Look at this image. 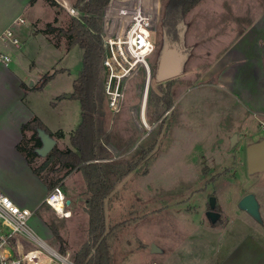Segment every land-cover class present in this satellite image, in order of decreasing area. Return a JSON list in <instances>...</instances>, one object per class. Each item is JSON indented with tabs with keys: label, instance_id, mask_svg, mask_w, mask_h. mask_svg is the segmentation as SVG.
Segmentation results:
<instances>
[{
	"label": "rangeland",
	"instance_id": "obj_1",
	"mask_svg": "<svg viewBox=\"0 0 264 264\" xmlns=\"http://www.w3.org/2000/svg\"><path fill=\"white\" fill-rule=\"evenodd\" d=\"M54 1L62 6L57 9L38 3L33 12L53 27L65 28L77 15V0ZM153 1L144 0V4L152 2L150 39L155 48L146 59L148 66L135 68L123 79L116 107L109 106L105 96L106 148L117 173L125 174L120 180L112 176L114 187L104 203L111 261L220 264L232 254L227 264H262L264 254L253 250V242L264 248V168H249L247 149L264 141V110L245 106L236 94L223 87L217 67L220 35L240 23L234 3L200 0L180 22L175 37L178 45L174 48L162 24L167 0L154 1V17ZM129 6L126 2L113 3L115 8ZM70 9L75 13L71 14ZM57 12L60 14L55 24L52 20ZM107 15L102 20L103 44L105 37L119 35L129 20L116 11ZM32 18L23 16L24 23L11 32L19 41L18 48L9 40L6 46L0 43L1 53L10 60L5 68L14 71L28 87L33 84L26 97L31 110L48 126L69 132L81 121L79 101L68 96L82 68V49L75 46L68 52L62 35L55 38V34L46 37L37 33ZM169 46L179 55V71L158 85L156 65ZM46 75L53 77L39 89L37 80ZM1 80L3 106L14 97V90L7 77ZM104 84L103 69V88ZM9 119L15 121L17 114ZM26 136L30 138L31 133ZM234 136L237 142L231 147ZM12 137L11 130H0V186L17 184L12 177L15 171L10 147L5 146ZM32 143L26 142L27 146ZM43 161V157H34L32 166ZM56 166L52 163L41 173L42 178L60 181L61 192L76 186L77 192L86 188L79 171L64 176L65 171L56 172ZM129 167H133L130 172ZM248 194L258 203L259 219L239 207L240 200ZM211 197L216 200L215 211L219 214L214 224L206 217ZM49 210L44 203L28 226L55 252L75 263L73 256L84 245L77 248L76 243L81 239L83 224L87 227V214L77 209V231L73 226L67 228L69 238L59 244L56 239L50 242L42 238L35 223L37 218L43 219V212L59 223L66 221ZM74 220L75 217L68 222ZM253 257L258 260L253 261ZM39 258L41 264H62L47 252Z\"/></svg>",
	"mask_w": 264,
	"mask_h": 264
},
{
	"label": "trees",
	"instance_id": "obj_2",
	"mask_svg": "<svg viewBox=\"0 0 264 264\" xmlns=\"http://www.w3.org/2000/svg\"><path fill=\"white\" fill-rule=\"evenodd\" d=\"M50 6L60 8L54 0H45ZM110 0H77V15L65 28H56L52 23L42 30L44 35L55 34L63 36L68 48L78 46L82 49V68L78 77L72 83L71 98L78 100L81 109V121L70 134L71 148L59 150L54 148L46 155L44 161L37 167L32 166L34 157H41L38 150L42 147V135L50 138H62L61 131L50 132L37 118H32L21 126V140L15 146L30 166L32 172L41 178L49 190H53L59 182H48L42 178L41 173L48 169L52 163H57L56 172L65 171L67 176L72 171L81 173L86 184L87 199L85 212L88 216V240L81 250L75 254V264H113L109 254L107 233L104 218V203L114 187L112 176L120 180L125 174L117 173V168L110 162L106 148L108 140L105 138V94L103 88V59L104 45L102 40V18L104 10ZM200 0H167L163 16L165 35L170 40L171 47L177 48L176 34L180 22L185 15ZM58 13V12H57ZM56 13V14H57ZM56 24L57 16L53 19ZM169 46V48H171ZM49 77L41 83L44 85ZM31 133L26 138V133ZM106 139L102 142L100 139ZM27 140L33 143L27 146ZM133 167L128 168L130 172ZM50 170V169H49ZM52 170V169H51ZM57 235L56 233H54Z\"/></svg>",
	"mask_w": 264,
	"mask_h": 264
},
{
	"label": "crops",
	"instance_id": "obj_3",
	"mask_svg": "<svg viewBox=\"0 0 264 264\" xmlns=\"http://www.w3.org/2000/svg\"><path fill=\"white\" fill-rule=\"evenodd\" d=\"M227 1H232L234 3L235 17L240 18V23L236 24L233 28L227 29L220 35L219 40L221 47L219 50L221 51V55L218 57L217 61V67L219 69L218 72L220 73L219 81L221 82V85L225 87L229 92L236 94L240 98L241 103H243L245 106L251 109L259 108L261 110H264V0ZM38 3L49 5L45 0H0V37L6 30H10L12 33H14L16 31V27L22 25L16 23V21L23 20V16L26 15H30L33 17L32 19L34 21H32V25L34 26V30L37 33H41L42 35H44L42 30H44L45 26L47 24H50L51 22H44L35 15V12H33V10L35 5ZM242 5L245 6L242 8ZM59 14L60 12L54 15V18L56 16L58 18ZM241 19H243V21ZM41 25H43V27H41ZM5 42L0 40V43H4V45L6 46ZM9 43L11 42L9 41ZM10 45L16 48L19 47V43L17 45L11 43ZM71 49L72 48H70L69 51ZM0 55H4L1 53V50ZM9 62L4 63L0 61V83L2 81V78L7 77L9 82H11L13 85L14 97H12V99L8 101V104H5L3 106H1L0 104V130H11L13 133V137L9 139L10 142H5V146L7 148L8 146L10 147L9 150L11 151V158L14 167L13 170L15 171L12 177L17 184L10 186L2 184L0 186V190L20 208H26L35 213L38 208H41L43 206L44 199L51 192V190H49L47 184L41 178L33 174L24 156L20 154L15 148L22 137L21 126L32 118H37L50 132L56 133L58 131H61L63 134L62 138H57L55 136L51 138L55 141V147H57L59 150L71 148L69 137L70 134L75 130V128L71 129L69 132L64 131L62 128H52L48 126L46 122L35 113L34 110H31L29 105L26 103V97L29 91L33 90V84L31 83L30 87H28L14 71L6 69L5 67H7V64ZM46 76L49 77L48 75ZM52 77L50 76L48 81L51 80ZM42 81L43 78L40 81L37 80V85L40 87L39 89H41L48 82L47 81L46 83H44V85H42L41 87ZM34 88H36V86ZM71 94L72 93L69 94V98H71ZM14 114H17V119L15 121H12L9 118H12ZM3 125H5V127H2ZM71 173L75 174L77 173V170H74ZM70 174H68L67 176H69ZM20 179H23L21 181L24 182H21ZM25 181H27L28 186L26 185ZM57 187L61 191L59 184L55 185L54 188ZM62 193L70 201V217L64 218L66 219V221L59 223L51 216H48V212H46V214L43 212V219L40 220L37 218L36 221L38 222H35L36 224H38L37 229L39 230L42 238H45L50 242L53 239H56L59 244L63 242L62 239L67 242L70 234V232L67 231V228L73 226L77 231V209L85 212V202L88 197L86 194V188L84 187L79 192H77L76 186L75 188L64 189ZM48 207L53 211L50 206ZM74 217L76 218V220H74V223L71 222V224L70 222H68V220L73 219ZM53 232L57 234V237H54ZM106 233H108L107 229ZM87 236L88 216L87 227H85L83 224V232L80 237L81 239H79L77 241L78 243H76L77 248L87 242ZM37 238L39 237L37 236ZM39 239L44 242L43 239ZM44 243L46 244V242ZM46 245L50 247L48 244ZM51 249L53 250V248ZM70 250L72 251V249ZM253 250L259 251L264 254V248L260 247L256 242H253ZM67 251H65L64 253L68 254ZM230 256L224 258L225 261L220 264H227L231 259ZM252 260L256 261L258 259L257 257H253ZM234 264L237 263L234 262ZM238 264H240V262ZM262 264H264V259L262 260Z\"/></svg>",
	"mask_w": 264,
	"mask_h": 264
},
{
	"label": "built area",
	"instance_id": "obj_4",
	"mask_svg": "<svg viewBox=\"0 0 264 264\" xmlns=\"http://www.w3.org/2000/svg\"><path fill=\"white\" fill-rule=\"evenodd\" d=\"M124 2L130 4V6L113 7V3ZM151 3L144 4V0H110L108 3L110 5H107V14L109 11H116L120 16L129 17L126 27L119 35L115 38L110 36L104 38V89L111 107H116L118 104L123 79L135 68L139 66L147 67L146 59L155 49L154 43L150 39ZM148 8L149 11H147ZM69 12L71 14L75 13L73 9H70ZM107 14L103 15V18L105 16L108 18ZM16 23L23 24L24 21L17 20ZM0 40L3 42L9 40L14 45L19 43L12 36L10 30H6L1 35ZM0 61L7 63L9 58L0 55ZM57 199L62 201L60 209L54 205ZM67 200L57 187L45 197L44 203L50 206L60 217L68 218L71 212L69 210L70 203L67 204ZM33 213L29 209L17 206L0 190V264H22L23 261L41 264L39 256L44 252H47L62 264H71L64 256L59 255L37 238L28 226V221Z\"/></svg>",
	"mask_w": 264,
	"mask_h": 264
},
{
	"label": "water",
	"instance_id": "obj_5",
	"mask_svg": "<svg viewBox=\"0 0 264 264\" xmlns=\"http://www.w3.org/2000/svg\"><path fill=\"white\" fill-rule=\"evenodd\" d=\"M179 71V55L174 48H169L160 58L157 64V77L159 80H164L177 75ZM69 97V96H68ZM42 147L38 150L41 157H46V155L54 148L55 141L46 135H42ZM236 137L234 136L231 140V147L236 144ZM262 143L252 144L248 146L247 149V163L250 169L260 170L262 168L254 169L252 164V153L254 150H263L261 148ZM70 201L67 200V204ZM239 207L247 212L250 216L255 219H259V206L255 197L252 194L245 195L239 202ZM216 200L214 197L209 199V210L206 212V217L210 223L214 224L219 219V214L215 211ZM155 246L152 247V252H154Z\"/></svg>",
	"mask_w": 264,
	"mask_h": 264
},
{
	"label": "flooded vegetation",
	"instance_id": "obj_6",
	"mask_svg": "<svg viewBox=\"0 0 264 264\" xmlns=\"http://www.w3.org/2000/svg\"><path fill=\"white\" fill-rule=\"evenodd\" d=\"M158 63V62H157ZM156 68H157V65H156ZM157 78V81H158V85H163V83H165L168 79H164V80H159L158 77L156 76ZM171 79V78H170ZM149 87V86H148ZM147 87V88H148ZM147 99V98H146ZM259 143H262L261 145V148L263 150H254L253 153H252V164L251 166L254 168V169H257V168H262L264 167V141L262 142H259Z\"/></svg>",
	"mask_w": 264,
	"mask_h": 264
},
{
	"label": "bare ground",
	"instance_id": "obj_7",
	"mask_svg": "<svg viewBox=\"0 0 264 264\" xmlns=\"http://www.w3.org/2000/svg\"><path fill=\"white\" fill-rule=\"evenodd\" d=\"M61 204H62V201H61L60 199H57V200L55 201V203H54V205H55L58 209H60Z\"/></svg>",
	"mask_w": 264,
	"mask_h": 264
}]
</instances>
